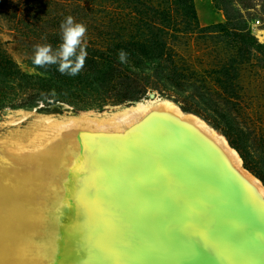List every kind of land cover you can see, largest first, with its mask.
Returning a JSON list of instances; mask_svg holds the SVG:
<instances>
[{
	"label": "bare ground",
	"instance_id": "6f19581e",
	"mask_svg": "<svg viewBox=\"0 0 264 264\" xmlns=\"http://www.w3.org/2000/svg\"><path fill=\"white\" fill-rule=\"evenodd\" d=\"M0 264H264V186L167 100L37 116L0 138Z\"/></svg>",
	"mask_w": 264,
	"mask_h": 264
},
{
	"label": "rangeland",
	"instance_id": "374dc122",
	"mask_svg": "<svg viewBox=\"0 0 264 264\" xmlns=\"http://www.w3.org/2000/svg\"><path fill=\"white\" fill-rule=\"evenodd\" d=\"M69 15L88 30L76 77L32 63L34 45L61 42ZM259 30L264 0H0V138L37 116L113 114L167 100L224 137L264 186ZM120 49L130 54L127 64ZM17 112L28 116L9 126Z\"/></svg>",
	"mask_w": 264,
	"mask_h": 264
},
{
	"label": "clouds",
	"instance_id": "9594fccd",
	"mask_svg": "<svg viewBox=\"0 0 264 264\" xmlns=\"http://www.w3.org/2000/svg\"><path fill=\"white\" fill-rule=\"evenodd\" d=\"M87 31V26L77 22L73 16L65 17L60 23L61 42L55 48L50 43L34 45L33 65L44 70L56 66L61 75L78 76L84 70L88 57ZM129 55L120 49L117 53L119 63L127 64Z\"/></svg>",
	"mask_w": 264,
	"mask_h": 264
},
{
	"label": "water",
	"instance_id": "95a60500",
	"mask_svg": "<svg viewBox=\"0 0 264 264\" xmlns=\"http://www.w3.org/2000/svg\"><path fill=\"white\" fill-rule=\"evenodd\" d=\"M137 102L130 103V105L136 104ZM261 183V182H260Z\"/></svg>",
	"mask_w": 264,
	"mask_h": 264
},
{
	"label": "trees",
	"instance_id": "16d2710c",
	"mask_svg": "<svg viewBox=\"0 0 264 264\" xmlns=\"http://www.w3.org/2000/svg\"><path fill=\"white\" fill-rule=\"evenodd\" d=\"M193 18H195V14H194V12H193Z\"/></svg>",
	"mask_w": 264,
	"mask_h": 264
},
{
	"label": "built area",
	"instance_id": "2783aa9c",
	"mask_svg": "<svg viewBox=\"0 0 264 264\" xmlns=\"http://www.w3.org/2000/svg\"><path fill=\"white\" fill-rule=\"evenodd\" d=\"M257 24H260V22H257Z\"/></svg>",
	"mask_w": 264,
	"mask_h": 264
}]
</instances>
